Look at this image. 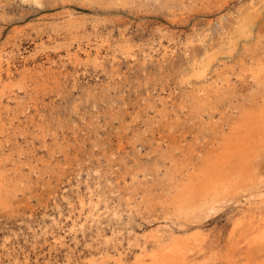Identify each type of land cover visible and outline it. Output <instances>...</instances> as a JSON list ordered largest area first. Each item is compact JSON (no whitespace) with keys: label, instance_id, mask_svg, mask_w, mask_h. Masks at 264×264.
I'll use <instances>...</instances> for the list:
<instances>
[{"label":"rangeland","instance_id":"rangeland-1","mask_svg":"<svg viewBox=\"0 0 264 264\" xmlns=\"http://www.w3.org/2000/svg\"><path fill=\"white\" fill-rule=\"evenodd\" d=\"M162 1L0 0L13 75L0 154L18 167L0 197V264H264V144L256 179L216 208L173 204L236 120L263 108L264 11L228 33L252 0ZM48 64L52 77L24 71Z\"/></svg>","mask_w":264,"mask_h":264},{"label":"bare ground","instance_id":"bare-ground-1","mask_svg":"<svg viewBox=\"0 0 264 264\" xmlns=\"http://www.w3.org/2000/svg\"><path fill=\"white\" fill-rule=\"evenodd\" d=\"M88 2L92 3H106V4H115V5H122L125 6L134 0H86ZM166 5H169L170 3L176 4L177 1L180 3H183L184 0H163ZM162 1V2H163ZM248 3V2H247ZM131 5V4H130ZM264 11V0H252L248 5H245L244 8L240 11L239 16L235 18L234 21H232L229 25L230 31L228 33L233 32H239L243 33L246 31L251 32L250 30L254 27L255 22L254 18L259 16ZM234 34V33H232ZM237 34V33H236ZM246 34V33H245ZM238 35V34H237ZM203 37V36H202ZM229 38V37H228ZM233 35L230 36L229 42H232ZM127 40V39H126ZM194 40V39H193ZM202 41V40H201ZM130 42V41H129ZM188 42V41H187ZM186 42V43H187ZM204 42V41H203ZM189 43V42H188ZM191 43V42H190ZM201 43V42H200ZM221 43V42H219ZM121 44V43H120ZM203 44V43H202ZM195 42H194V44ZM212 46V45H211ZM186 47V46H185ZM202 47V46H201ZM219 47V46H218ZM217 47V48H218ZM222 47V46H221ZM224 47V46H223ZM264 47V46H263ZM193 48V47H191ZM212 48V47H211ZM187 49V48H186ZM189 49V48H188ZM82 50V49H81ZM191 50V49H190ZM195 50V48H194ZM205 50H207L205 48ZM83 51V50H82ZM165 51L167 49L165 48ZM192 51V50H191ZM203 51V50H202ZM214 51V50H213ZM69 55L73 57L74 59H79L82 56L90 57V53L86 52H80V51H69ZM116 52V51H115ZM188 52V51H187ZM212 52V51H211ZM219 52V51H218ZM217 52V53H218ZM224 52V51H223ZM170 53V52H169ZM222 53V52H221ZM151 54V53H150ZM190 54V53H189ZM193 54V53H192ZM164 55V54H162ZM166 55V54H165ZM164 55V56H165ZM194 55V54H193ZM206 55V54H205ZM32 56V55H31ZM190 56V55H189ZM207 56V55H206ZM12 57V56H11ZM93 57V56H92ZM97 57V56H96ZM133 57V56H132ZM196 57V56H195ZM198 57V56H197ZM85 58V57H84ZM151 58V56H150ZM165 58V57H163ZM201 58V57H200ZM206 58V57H205ZM209 58V57H208ZM98 59V58H97ZM189 60V59H188ZM200 60V59H199ZM194 61H197L195 59ZM25 62V61H24ZM12 63V62H11ZM201 63V61L199 62ZM7 64V63H6ZM42 64V63H41ZM221 64V63H220ZM4 65V64H3ZM13 65V64H12ZM26 65V64H25ZM49 65V64H48ZM26 67V66H25ZM197 67V66H196ZM229 67V66H228ZM12 68L7 67V75L4 76L3 68L0 65V111L8 108V104L6 103V98L9 100L12 96L10 94L13 92L12 90V84L11 81H13V75H12ZM60 69V68H59ZM257 69V68H255ZM57 70V69H56ZM239 70V69H238ZM26 75L27 74H33L34 76H41V75H47L52 77V75L55 74V69L52 66L45 67L44 65H41L39 67L31 68L27 67L25 70ZM58 71V70H57ZM254 71V70H253ZM218 73V72H217ZM237 73V72H236ZM235 73V74H236ZM186 74V73H185ZM231 74V73H230ZM233 74V73H232ZM197 75V74H196ZM201 75V74H200ZM234 75V74H233ZM218 76V75H217ZM222 76V75H221ZM225 76V75H224ZM229 76V75H228ZM240 76V75H239ZM48 77V79L50 78ZM234 77V76H233ZM238 77V76H237ZM205 78V76H204ZM218 78V77H217ZM224 79V78H223ZM228 79V78H227ZM47 80V79H46ZM253 80L252 82H255L254 85L257 86V88H261L264 90V65L259 67V69L253 73ZM37 81V80H36ZM200 82V81H199ZM225 82V81H224ZM191 83V82H190ZM230 83V82H229ZM228 84V83H227ZM238 84V83H237ZM221 85V84H220ZM219 86V85H218ZM225 86V85H224ZM223 86V87H224ZM227 86V85H226ZM203 87V86H202ZM209 87V86H208ZM226 88V87H225ZM230 88V87H229ZM233 88V87H232ZM224 89V88H223ZM219 90V89H218ZM222 90V89H220ZM22 91V90H21ZM207 91V89H206ZM239 92V91H238ZM194 94V93H193ZM207 94V93H206ZM210 94V93H208ZM227 95V94H226ZM198 96V95H197ZM206 96V95H205ZM209 96V95H208ZM207 96V97H208ZM6 97V98H5ZM18 97V96H16ZM196 99V98H195ZM207 99V98H205ZM16 100V99H13ZM264 100V99H263ZM220 102V101H219ZM233 107V106H232ZM252 109V108H251ZM245 111L244 116L240 120H236V124H233V128L231 132L229 133V130L226 136H224V143L221 145L220 151L218 153H215L209 157L208 153V163L207 165L201 166L197 169H195L190 174V180L187 183H183L181 186H177V191L175 197H173V204L175 206V210L179 215H190L195 214L197 212H202L206 210L207 208H211L213 203L215 202V199L221 195H227L228 192L234 190L237 188V190L243 185V182L250 183L256 179V173L255 170L258 169L254 165L255 158L257 157V154H259L257 149H261L262 145L264 144V105L263 108H260L257 115L252 114L254 110ZM223 110V109H222ZM256 113V112H255ZM207 114V113H206ZM230 114V113H229ZM1 116V115H0ZM20 120V119H19ZM2 119L0 118V123ZM212 121V120H211ZM233 123V122H232ZM2 124V123H1ZM200 124V123H199ZM228 124V123H227ZM226 124V125H227ZM231 125V123H230ZM4 127V126H3ZM203 129V128H202ZM1 130V129H0ZM7 130V129H6ZM5 130V131H6ZM217 131V130H215ZM224 131V130H222ZM190 132V131H189ZM218 132V131H217ZM226 132V131H225ZM224 132V133H225ZM215 133V132H214ZM185 134V133H184ZM218 134V133H217ZM163 135V134H162ZM224 135V134H223ZM210 136V135H209ZM216 136V133H215ZM34 137V136H33ZM202 137V136H201ZM151 138V137H150ZM193 139V138H192ZM223 141V140H221ZM212 142V141H211ZM43 143V142H42ZM217 143V142H216ZM214 143V144H216ZM212 144V143H211ZM210 144V145H211ZM212 146V145H211ZM209 146V147H211ZM214 148V145L213 147ZM264 148V147H263ZM33 149V148H32ZM210 149V148H207ZM59 150V149H58ZM219 150V148H218ZM209 151V150H208ZM210 153V151H209ZM191 156V155H190ZM46 157V156H45ZM207 157V156H206ZM205 157V158H206ZM9 158V156H5L0 154V197L2 199H6L3 195H1V192L3 190H8L9 179L11 178L9 175L11 173H15L18 170L16 168L18 167H11L8 166L6 160ZM16 158V157H15ZM204 158V159H205ZM18 162V161H17ZM55 162V161H54ZM19 165V163H18ZM203 165V163H202ZM258 166V165H257ZM20 167V166H19ZM38 168V167H37ZM47 168V167H46ZM100 169V168H99ZM260 171V170H259ZM26 172V171H25ZM175 174V173H174ZM263 173H261V177ZM147 176V174H146ZM175 176V175H173ZM255 177V179L253 178ZM260 177V178H261ZM110 178V177H109ZM178 179V178H177ZM11 180V179H10ZM182 180V179H181ZM184 180V179H183ZM259 183L264 182V178H261L259 180ZM141 182V181H140ZM145 184V183H144ZM177 184V183H176ZM255 185V183H253ZM252 185V184H251ZM259 185V184H258ZM245 186V185H244ZM257 186V185H256ZM5 188V189H4ZM175 190V189H174ZM241 190V189H239ZM260 190V189H259ZM10 191V190H8ZM7 191V192H8ZM143 191V190H142ZM235 191V190H234ZM261 192V193H260ZM91 193V192H90ZM146 194V193H145ZM229 193L228 195H230ZM233 194V193H232ZM256 195H261L262 191L256 190V192L253 193ZM251 194V195H253ZM148 197V196H146ZM145 197V198H146ZM251 197V196H250ZM130 198V197H129ZM224 198V197H223ZM254 198V197H253ZM252 198V199H253ZM1 199V200H2ZM144 199V198H143ZM141 199V200H143ZM226 199V198H225ZM224 199V200H225ZM230 200V199H229ZM3 201V200H2ZM149 201V200H148ZM143 202V201H142ZM216 204V203H215ZM217 205V204H216ZM250 206V205H249ZM216 208V207H215ZM101 211V210H100ZM214 213V212H213ZM208 216V215H207ZM211 216V215H210ZM183 218V217H182ZM203 218V217H202ZM181 220V219H180ZM179 220V221H180ZM185 222V221H184ZM160 225V224H159ZM155 226V225H154ZM166 226V225H165ZM153 229V228H152ZM159 230V229H158ZM153 232V231H152ZM151 232V234H153ZM146 236V234H145ZM62 237V236H61ZM148 237H150L148 235ZM155 237V234L151 236L150 238ZM164 237V236H163ZM157 238V237H156ZM187 239V238H186ZM156 240V239H155ZM159 240V239H158ZM199 240V239H198ZM166 241V240H164ZM193 241V240H192ZM177 242V241H176ZM174 242V243H176ZM179 242V241H178ZM185 242V241H184ZM195 242V241H194ZM161 243V242H160ZM156 244V243H155ZM163 245V244H162ZM173 245V244H172ZM161 246V244H160ZM167 246V245H166ZM176 245H174L175 247ZM179 246V245H178ZM177 246V247H178ZM180 246L181 243H180ZM188 247V246H187ZM183 248V247H181ZM170 251V249H166V251ZM172 250V249H171ZM189 250V249H188ZM174 251V250H173ZM179 251L176 249V252ZM183 251V250H182ZM170 253V252H168ZM167 253V254H168ZM182 253V252H181ZM186 253V252H185ZM155 253H151V256H155ZM161 254V253H160ZM175 254V253H174ZM179 254V253H178ZM180 255V254H179ZM164 256V255H163ZM168 256V255H167ZM171 256V255H170ZM169 256V257H170ZM183 256V255H182ZM160 257V256H159ZM168 257V258H169ZM176 257V256H175ZM179 257V256H178ZM185 257V255H184ZM142 256L140 257V259ZM156 259V257H154ZM153 258V259H154ZM152 259V260H153ZM162 258H160L161 261ZM182 259V258H181ZM145 261L144 259H141ZM116 261V260H115ZM155 261V260H154ZM167 261V260H166ZM177 261V260H176ZM188 261V260H187ZM202 261V260H201ZM171 262V261H170ZM203 262V261H202ZM145 263V262H144ZM147 263V261H146ZM150 263V262H149ZM205 263V262H204ZM122 264V263H121ZM163 264V262H162ZM167 264H169L167 262ZM181 264V261H180Z\"/></svg>","mask_w":264,"mask_h":264}]
</instances>
